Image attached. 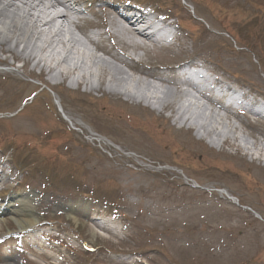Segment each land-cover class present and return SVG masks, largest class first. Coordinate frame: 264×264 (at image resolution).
Returning a JSON list of instances; mask_svg holds the SVG:
<instances>
[{
    "label": "rangeland",
    "instance_id": "rangeland-1",
    "mask_svg": "<svg viewBox=\"0 0 264 264\" xmlns=\"http://www.w3.org/2000/svg\"><path fill=\"white\" fill-rule=\"evenodd\" d=\"M81 1L169 18V48L130 50L141 69L200 63L264 103V0ZM72 32L86 53L150 83ZM21 65L0 66V264H264L260 119L246 128L224 115L237 140L216 147L168 110L84 86L67 92ZM100 78L109 84L96 75L94 85ZM24 202L36 224L21 228Z\"/></svg>",
    "mask_w": 264,
    "mask_h": 264
},
{
    "label": "bare ground",
    "instance_id": "bare-ground-1",
    "mask_svg": "<svg viewBox=\"0 0 264 264\" xmlns=\"http://www.w3.org/2000/svg\"><path fill=\"white\" fill-rule=\"evenodd\" d=\"M54 5L48 0H0V53L3 56H9L12 60L9 62L4 57L0 59V65L10 66L12 62H22L21 68L29 70L27 71L29 75L38 69V77L45 85L60 87L67 92H78L79 88L84 86L89 91L126 97L130 102L138 101L140 105L138 107L143 111L146 107L158 112L168 110L172 118L181 126H188L195 133H199L201 137H213L210 141L216 147L227 142L228 139L237 140L235 132L238 127L235 124L232 125L224 116L226 111H221L222 114H220L199 103L193 105L190 102L192 90L188 81L183 79L186 70L181 69L180 64L177 65V69L167 67L162 72H158L159 67L154 66L152 71L147 72L139 68L133 60L127 63L124 57H116L108 49L96 46L88 35V30L78 28L79 32L87 38L88 43L93 46L95 52L121 62L138 78L150 82L140 83V81L128 77L124 70L106 63L97 55L83 51V45L72 32L69 18L64 15L57 16L53 11ZM82 10L94 15L103 14V22L96 27L107 28L108 32L105 34L108 38L115 41L117 47L120 46L125 50L155 48L165 35H173L171 23L168 20L158 22L156 17L152 18L151 15L140 13L133 7L122 8L114 3H104L99 7L85 6ZM136 38L142 40L141 45L134 42L133 39ZM170 44L167 45V48L171 46ZM38 54H40L39 57ZM52 63L54 66H51ZM187 66L197 68L191 62L187 63ZM194 74L199 75L198 72ZM96 75L98 77L107 76L109 84L106 85L100 78V82L94 85L92 79ZM48 76L57 81L49 79ZM71 76L74 78L68 82ZM199 79L204 85L220 87L219 91L223 96L221 98L228 99L230 97L228 87L222 89L218 82H212L206 77ZM71 84L76 88H71ZM202 88L206 89L204 86ZM209 93L215 92L212 90ZM178 98L183 101L179 103ZM56 99L58 98L56 97ZM141 102L146 106L142 108ZM242 103L258 119H263L264 108H261V104L252 103L249 100ZM62 115L66 117L65 114L62 113ZM222 125L229 128L228 132L220 130ZM261 138L264 139L262 135ZM238 141H242V145L251 149L250 143L242 140L241 137L238 138ZM26 212L19 211L17 216L22 215V217L14 219L21 228L34 224L32 212Z\"/></svg>",
    "mask_w": 264,
    "mask_h": 264
}]
</instances>
